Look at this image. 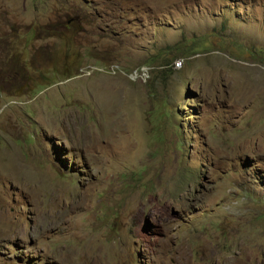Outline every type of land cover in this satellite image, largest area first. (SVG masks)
I'll return each instance as SVG.
<instances>
[{
	"label": "rangeland",
	"instance_id": "obj_1",
	"mask_svg": "<svg viewBox=\"0 0 264 264\" xmlns=\"http://www.w3.org/2000/svg\"><path fill=\"white\" fill-rule=\"evenodd\" d=\"M0 264H264V0H0Z\"/></svg>",
	"mask_w": 264,
	"mask_h": 264
},
{
	"label": "built area",
	"instance_id": "obj_2",
	"mask_svg": "<svg viewBox=\"0 0 264 264\" xmlns=\"http://www.w3.org/2000/svg\"><path fill=\"white\" fill-rule=\"evenodd\" d=\"M182 63H183V62H182L181 60H178L177 63H176V65L180 67V65H181ZM117 69H118V67H117ZM86 70H88V67H85V68L81 69L82 74H83L84 71H86Z\"/></svg>",
	"mask_w": 264,
	"mask_h": 264
},
{
	"label": "clouds",
	"instance_id": "obj_3",
	"mask_svg": "<svg viewBox=\"0 0 264 264\" xmlns=\"http://www.w3.org/2000/svg\"><path fill=\"white\" fill-rule=\"evenodd\" d=\"M72 20V19H71ZM83 68H85V67H81V69H83ZM81 69H80V74L79 75H81L82 74V71H81Z\"/></svg>",
	"mask_w": 264,
	"mask_h": 264
}]
</instances>
